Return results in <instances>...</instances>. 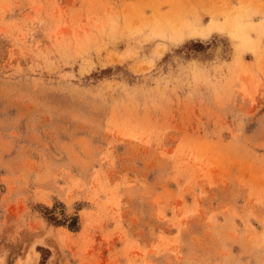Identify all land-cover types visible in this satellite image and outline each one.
Segmentation results:
<instances>
[{
    "label": "rangeland",
    "instance_id": "1",
    "mask_svg": "<svg viewBox=\"0 0 264 264\" xmlns=\"http://www.w3.org/2000/svg\"><path fill=\"white\" fill-rule=\"evenodd\" d=\"M0 264H264V0H0Z\"/></svg>",
    "mask_w": 264,
    "mask_h": 264
}]
</instances>
